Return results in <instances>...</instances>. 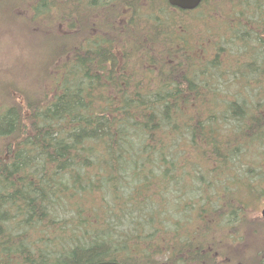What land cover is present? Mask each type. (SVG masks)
Listing matches in <instances>:
<instances>
[{"label":"trees","instance_id":"16d2710c","mask_svg":"<svg viewBox=\"0 0 264 264\" xmlns=\"http://www.w3.org/2000/svg\"><path fill=\"white\" fill-rule=\"evenodd\" d=\"M0 21V264H264V0Z\"/></svg>","mask_w":264,"mask_h":264},{"label":"rangeland","instance_id":"374dc122","mask_svg":"<svg viewBox=\"0 0 264 264\" xmlns=\"http://www.w3.org/2000/svg\"><path fill=\"white\" fill-rule=\"evenodd\" d=\"M1 22V21H0ZM4 25H6L5 23L2 25V26H0V29H6V27L4 26ZM2 49V48H1ZM39 52H40V50H39ZM4 53V51L2 52L1 50H0V55H2V56H0V68L2 69L3 67L4 68H8V67H10V66H12V64L13 63H18V61H16V60H13V58H11V57H9V60H8V58H6V56L3 54ZM11 63V64H10ZM32 64H34V65H38L39 63H38V59H36V60H34L33 62H32ZM14 66H16V67H20V64H18V65H14ZM243 181L242 182H239L238 184H239V187H241L240 186V184L241 185H243ZM262 208H264V205L262 204L261 206L260 205H257V207L256 208H254V209H251L250 210V212L248 213V215L249 216H252V218H253V220L252 221H258L257 220V218H259V216H261V210H262ZM248 216V217H249ZM257 227H258V225H256ZM259 228V227H258ZM257 230H259V229H257ZM247 233H248V230H247ZM260 234L262 233V234H264V229H262V230H260V232H259ZM246 234V233H245ZM245 241H248V239L247 240H245Z\"/></svg>","mask_w":264,"mask_h":264},{"label":"water","instance_id":"95a60500","mask_svg":"<svg viewBox=\"0 0 264 264\" xmlns=\"http://www.w3.org/2000/svg\"><path fill=\"white\" fill-rule=\"evenodd\" d=\"M203 0H168L174 6L183 10H193L198 8ZM261 217L264 219V208L261 210ZM95 264H124L119 261H102Z\"/></svg>","mask_w":264,"mask_h":264}]
</instances>
